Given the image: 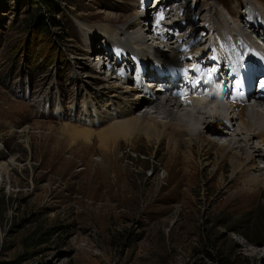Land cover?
<instances>
[{
  "label": "rangeland",
  "instance_id": "rangeland-1",
  "mask_svg": "<svg viewBox=\"0 0 264 264\" xmlns=\"http://www.w3.org/2000/svg\"><path fill=\"white\" fill-rule=\"evenodd\" d=\"M154 1L147 8L149 0H0V167L8 172L0 177V264H264V192L256 203L226 201L237 182L229 164L226 184L218 185L220 174L207 182L217 161L213 149L205 152L208 166L197 160L198 182L174 188L167 179L172 149L166 139L156 143L142 136L113 145L99 136L111 122L104 103L91 96L106 81L95 78L105 76L89 60L100 54L106 63L108 52L120 46L99 32L110 24L119 34V24L129 19L126 37L162 55L159 42L141 37H152L145 27L153 20L146 17L147 11L154 14ZM203 1L217 10L205 15L239 27L257 47L255 35L261 36L264 23L253 39L229 16L238 11L242 19L253 17L246 13L249 0L198 5ZM188 8L178 15L182 36L191 32L187 25L203 23V17L186 22L195 12ZM173 33L175 39L177 29ZM154 60L161 68L166 63ZM149 81L143 84L147 91ZM140 89L133 95L142 96ZM86 102L96 107L91 117L97 111L101 118L94 126L83 120ZM187 152L183 146L182 159Z\"/></svg>",
  "mask_w": 264,
  "mask_h": 264
},
{
  "label": "bare ground",
  "instance_id": "bare-ground-1",
  "mask_svg": "<svg viewBox=\"0 0 264 264\" xmlns=\"http://www.w3.org/2000/svg\"><path fill=\"white\" fill-rule=\"evenodd\" d=\"M166 1L172 2L178 0H160L159 4L154 8L156 11L166 9V16H164L165 22L162 23L159 34L155 36V34L152 33L153 36L151 39L155 41V43L159 42L158 44L163 45L164 50L159 51L162 55L154 53L156 50L148 43L141 47L137 37H126L125 32H127L128 28L131 26V20L129 19L123 20L120 24L118 23L120 25L119 34L112 29L113 25L112 27L109 26L110 24L100 30L99 33L105 37L109 44L114 43L120 45L116 47L114 51L117 52L125 67L128 68L131 65L130 63H135L141 69V73L133 75L135 71L132 64L131 77L133 76L132 78H134L132 84V78L126 77L124 79L123 77L118 78V76L112 77V75L106 77L105 69L107 65L103 63L100 54L94 55L89 60L90 65L92 66V64H94L95 69H97L95 73L97 72L105 76L106 79L99 78L98 75L95 77L101 81H106V83L102 84L97 89L98 91L94 92V95L91 96V99L96 98L104 103L103 109H105L106 112V120L111 122V125H109L107 129L100 131L101 133L99 132L100 135H98L101 136V139H107L109 142L111 141L113 145L122 139L130 141L142 136L156 143H161L166 139L168 147L172 149L167 179L170 184L175 185L174 188L187 183H197V174L200 169V164L197 160H200L202 167L208 166L209 162H207V160L209 158L206 157L205 152L213 149L217 161L214 167L215 170L209 175L207 182L212 183L217 181L218 175L220 174L218 185L226 184L227 180L224 175L225 165L229 164L232 170L231 178L233 182L236 181L237 183L234 185L236 186L234 187L235 191L227 195L225 200L228 202L231 201L232 204L236 206L241 203L243 205V202L246 200L256 203L264 192V166H257L258 162L264 163V112L256 108L253 103L249 104L250 106L246 105L251 93L249 85L251 83L254 66L251 54L252 52L258 53V46L264 45V42L261 43L257 35H255L256 27L260 25L258 12H261L264 17V1L249 0L247 2L246 13L250 12L249 16H251V14L253 16L248 19L240 18L242 14L238 11L229 13L231 20H233L235 24L236 22H241L243 30H247L248 32L247 36L253 39L254 37L251 33L256 36L257 47H254V42H251L243 35L242 29L240 30L239 27L235 25L231 27L227 26L228 21L222 20L223 18L214 21L211 14L205 15L204 13H208L211 10L212 11L209 13H212L216 10L214 5L211 6V4L206 3V1H203L200 6L198 5L199 0H195V8H193L194 10L192 9L195 12L193 14H187L185 18L186 22H188L189 20H198L200 17H203L201 26L198 24L193 28V26L189 27V25H187V28H189V30L191 29V32L187 36H182L183 34L179 33L178 28H181L182 24H180V22H182L183 19L178 17V15H181L193 0H181L173 3L171 6H168ZM150 4V0L149 4L147 2L145 3L147 8H149ZM192 10L188 8L189 13L193 12ZM150 11H147L148 16L146 20L152 18ZM254 11L256 13H254ZM136 15L139 14L137 13ZM172 18H174L173 22H171ZM116 19L118 20L119 18ZM262 23L264 22H261V24ZM134 24H138V22ZM220 26H222V29ZM183 27L185 28L186 24ZM201 27L205 28V30L202 29L203 32H200L202 36H200L198 32L195 33L198 30L196 28ZM206 28H209L211 33L206 31ZM175 29H177V34L174 39L173 31ZM181 30L185 29H180V31ZM204 31L208 32V36L206 33L204 35L202 34ZM262 31L260 33L263 39L264 32ZM120 34L124 36V39H120ZM209 36H211V38ZM141 37L143 41L148 40V36H144V34L141 35ZM172 37L173 39H171ZM211 41H215L214 43L217 49L225 53L230 59L232 73L237 79L235 89H232L228 82L226 83V88L231 91L229 94L226 93V95H224L228 100L227 102L224 101L226 103H222L225 97H219L218 104L220 106L212 105V103L202 95L203 83H200L198 80L201 74L200 68L203 67L211 76V79L205 82L204 88H214L216 91L218 86L216 85L214 87L216 83L214 77H216L215 75H217V73L221 76V79L230 81L231 83L229 73H225L221 68L222 66H215L210 60L213 55L211 50H207L206 56L202 58L201 52L205 50L203 49V51H200V45L206 42L203 48H207L208 43ZM107 47L108 46H106V48ZM124 50L131 51L135 56L133 54V58L132 56H127ZM104 51L105 49H103L101 53ZM109 54L110 52H108V56ZM239 56H241L245 65L244 75L239 73L234 62V59L237 60ZM152 57L158 60L164 59L166 63H164V66L161 68L159 62H154L155 60ZM259 60H261L260 65H263L264 57L262 58L259 56ZM150 64L162 71L165 70L175 75L177 74L179 83L178 89L184 92H190L194 95V98L190 99V102L185 103V100L182 101V99L176 97L174 94L175 90L167 93H158L156 91V94L152 92L151 95L148 96L149 90L147 91L143 84L148 78L147 74L150 70ZM182 76L184 78H182ZM261 77L263 76L258 75L256 79H260ZM125 83L128 85V87L125 88L126 90L121 85ZM149 83L151 82H148L147 88L151 86ZM140 85L142 86L141 89ZM139 89L142 92V96H134L133 93ZM143 103L146 104V108L141 110L143 113L140 111L136 113L135 110ZM213 104H216V101H214ZM93 105V103L88 102L83 104V111L86 116L83 117V120H89V125L91 126H94L101 120L97 111L96 114H94L95 117H91L92 112L90 113V108H92L93 112L96 110V107ZM97 106L100 112L102 105L98 103ZM248 107L251 108L249 109ZM80 109H82V106ZM158 118H161V120H158ZM218 124L220 127H218ZM199 125L204 126V129L198 130ZM86 133L91 134L89 136L90 138L92 134H94V130L86 131ZM217 139L218 141L223 140L225 142H218ZM183 146L188 149V152L186 153L187 156L182 159L181 148ZM195 148L197 150H195ZM7 174V170L0 167V177L4 178Z\"/></svg>",
  "mask_w": 264,
  "mask_h": 264
},
{
  "label": "trees",
  "instance_id": "trees-1",
  "mask_svg": "<svg viewBox=\"0 0 264 264\" xmlns=\"http://www.w3.org/2000/svg\"><path fill=\"white\" fill-rule=\"evenodd\" d=\"M54 23H56V22H54ZM143 40V39H142ZM146 43V42H145ZM147 75H149V74H147Z\"/></svg>",
  "mask_w": 264,
  "mask_h": 264
}]
</instances>
